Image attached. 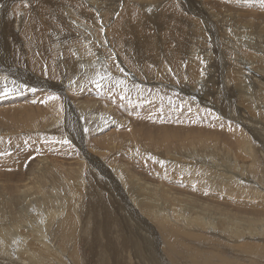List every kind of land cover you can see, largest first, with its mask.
Instances as JSON below:
<instances>
[{"label": "rangeland", "instance_id": "obj_1", "mask_svg": "<svg viewBox=\"0 0 264 264\" xmlns=\"http://www.w3.org/2000/svg\"><path fill=\"white\" fill-rule=\"evenodd\" d=\"M10 1L0 0V264L29 253L41 264H264V76L253 93L249 69L264 73V0H115L151 17L136 69L98 39L110 0ZM28 16L45 20L50 52L19 36ZM157 47L179 55L177 70L158 71ZM99 49L108 70L94 63ZM55 57L77 62L51 71ZM182 122L193 129L176 139Z\"/></svg>", "mask_w": 264, "mask_h": 264}, {"label": "bare ground", "instance_id": "obj_2", "mask_svg": "<svg viewBox=\"0 0 264 264\" xmlns=\"http://www.w3.org/2000/svg\"><path fill=\"white\" fill-rule=\"evenodd\" d=\"M14 1H17V0H11L10 1V3L9 4H12ZM122 1V0H121ZM159 1H161V0H159ZM176 1V0H175ZM188 1V0H187ZM39 2V0H32V1H30V3H31V5L32 6H34L33 5V3H38ZM60 2V1H59ZM79 2H83V1H79ZM120 1H109V2H107L108 3V5H110V6H108L107 5V3H106V6L105 7H99L98 9H100V8H103V9H105V10H103L102 12H97V14H99V15H105V16H103V17H105V19L106 18H108L107 16L108 15H113V17H109L108 19H106L107 20V22H102L101 24H102V27H104V29H103V31H104V33H103V35H100V37H98V39H100L101 40V42L103 43V44H105V45H112V47H113V50H114V53H115V57H117V65H119V67H126V66H128L129 64V62L131 63V65L130 66H132L133 68H137V66H136V62L138 61V59H139V51H142L143 50V47H144V45H145V43H144V40H143V37L142 36H146V35H144V33H145V30L143 29V25L145 24V23H147V22H150V19H149V21H148V18H151L150 16H146L145 14L143 15V13L142 12H138L135 8H133L132 10H129V5L128 6H126V4L124 3V1H123V3H122V6H120V4H118ZM167 2V1H166ZM165 2V3H166ZM16 3V2H15ZM163 3V2H162ZM170 3H171V1H170ZM193 3V2H192ZM39 5H40V3H38ZM194 4V3H193ZM196 4V3H195ZM194 4V5H195ZM160 5V4H159ZM175 5H177V3L175 4ZM175 5L174 4H169V1L167 2V7H166V11L168 12V16H169V13L171 12V13H173L172 15V17L171 16H169V17H171V18H169V17H167V15L163 12V11H165L163 8V5H162V9H163V13L165 14V17L166 18H169V20L171 19V20H173V21H178L179 19H178V17H176V15L178 16L179 14H176V11L174 10L175 9ZM191 5V4H190ZM132 6V5H131ZM195 7V6H194ZM2 8V7H1ZM8 8V7H7ZM176 8H178V7H176ZM10 9H11V7H10ZM37 9H39L38 7H37ZM43 9V8H42ZM83 9L84 10H86L87 9V6H83ZM110 9L111 10H114V11H110ZM156 9H157V6H156ZM161 8H160V11H158V13L159 14H161L160 12H161V10H162ZM189 9V8H188ZM194 9H196V8H194ZM5 10V9H4ZM12 10V12H16V11H13V8L11 9ZM15 10H17V9H15ZM180 10V9H179ZM183 10V9H182ZM19 11V10H18ZM165 11V12H166ZM184 11V10H183ZM4 12H6V11H4ZM23 12V11H22ZM38 12H40V14L41 15H43V11L41 10V8H40V10L38 11ZM105 12V13H104ZM1 13V12H0ZM24 13V12H23ZM146 13V12H145ZM158 13H157V15H158ZM162 13V14H163ZM5 14V13H4ZM27 14V13H26ZM29 14V13H28ZM162 14H161V17H162ZM6 15V14H5ZM21 15V14H20ZM256 14H254L253 16H255ZM39 16V15H38ZM156 16V15H155ZM164 16V15H163ZM30 17H32V16H28V18H26L25 20H21L20 22H19V25H16V27H15V29H16V31L18 32V34H19V36L23 39V40H25V39H27V40H32L34 43L36 42L37 44H39V45H43V48H44V52H50L51 51V48L48 46V44H47V39H46V29L44 28V27H40L39 25H40V23L41 22H43V21H45V20H43V19H40L41 17H39V19L41 20V22L39 23V20H32ZM96 17V16H95ZM182 17V16H181ZM181 17H179V18H181ZM184 17V16H183ZM261 17V19H259L258 18V15H257V18H258V20H263L264 21V17L263 16H260ZM2 18H4L1 14H0V21L2 20ZM102 18V17H101ZM156 18H158V16L156 17ZM163 18V17H162ZM162 18H160V15H159V19H158V23H157V25H158V29H161V30H163L164 28H163V24H161V23H163L164 21H166L167 23L169 22V21H167L168 19H166V20H161ZM35 19V18H34ZM37 19V18H36ZM104 19V20H105ZM183 19H185V18H183ZM254 19H255V17H254ZM17 20V19H16ZM181 20V19H180ZM179 20V21H180ZM255 20H257V19H255ZM97 21V20H96ZM102 21V20H101ZM154 21H155V19H154ZM16 22V21H15ZM161 22V23H160ZM180 22H182V21H180ZM96 23H98V22H96ZM155 23H156V21H155ZM170 23V22H169ZM183 23V22H182ZM17 24V23H16ZM165 24V23H164ZM171 24V23H170ZM176 25L174 26L175 28L177 27V23H175ZM181 24V23H180ZM182 25V24H181ZM171 26V25H170ZM183 26V25H182ZM32 27H36V29H32ZM100 27H101V25H100ZM172 27H173V25H172ZM180 27V26H179ZM98 28H99V25H98ZM178 29V28H177ZM176 29V30H177ZM178 30H180V29H178ZM177 30V31H178ZM174 31H175V29H174ZM185 30H183V32H184ZM158 32V31H157ZM179 32V31H178ZM181 33V32H180ZM100 33L98 32L97 33V35H99ZM158 34V33H157ZM164 34V33H163ZM162 37H161V36ZM159 36L161 37V38H163L164 37V35H162V34H159ZM103 37V38H102ZM26 41V40H25ZM89 43V45H90V49L89 50H92V51H96L95 49H96V45H95V47H94V45H92L90 42H88ZM86 46V45H85ZM85 46L83 45V46H81L80 44H79V47H80V50H81V52H83L85 55H86V57H88V55L90 54V55H92V53H91V51L89 52L86 48H85ZM97 46H98V44H97ZM87 47V46H86ZM94 47V48H93ZM152 47H154L153 45H152ZM46 48H48V50H46ZM98 48H101L100 46H98ZM117 48H118V50H117ZM179 48L180 49H184V50H187L186 48H185V46H184V44H179ZM156 51H157V69H158V71H161L162 70V67H163V65H164V63H166V62H169L170 63V66H171V69L172 70H177V67H178V61H179V59H180V57H179V55H176V54H172V55H170L169 57L168 56H166L163 52H162V49H161V47H157L156 48ZM123 52V53H122ZM96 56H97V58H98V61L97 62H94L95 64H96V66H98V67H100V68H102V69H106V70H108L109 69V67L112 65L111 64V62H112V60L111 59H108V58H105L102 54H101V52H100V49L98 50V52H95L94 53ZM240 54V53H239ZM123 55V56H122ZM255 55H257V56H255ZM29 56H33V54L32 53H29ZM130 56H134L135 58H134V60H131V61H128L127 60V58L128 57H130ZM93 57V56H92ZM96 58V57H95ZM253 58H257V62L260 60V51H255L252 55H251V57L249 58L250 59V61H251V59H253ZM73 62H77V60H75V59H72V60H67V59H63L62 61H60V60H58L56 57L55 58H53V59H51L50 61H49V66H50V69H51V71H53V69L55 68V66H57V65H60V64H62V65H67V67H68V69L69 70H72L73 69ZM252 62V61H251ZM255 63V61L253 60V62L250 64V62H243L242 63V65H247V64H250V65H252V64H254ZM39 66V63H36L35 64V70L36 71H39L40 70V68L38 67ZM249 69H251L252 70V74H251V77H252V80L250 81L251 83H252V85H253V93L255 92V82L256 81H254V78L255 77H257V79H259L260 81H263V76H264V73H262V74H260L261 76H259V75H257L256 73V70H254V68L252 67V66H250L249 67ZM190 72L193 74V75H195V73H196V70L195 69H191L190 70ZM52 75V77H54V78H56L57 77V74L56 73H52L51 74ZM243 75H245V74H243ZM131 77V79L132 80H134L135 79V77H133V76H130ZM198 78V77H197ZM127 79V78H126ZM138 79V78H137ZM151 79V78H150ZM131 80V81H132ZM199 82H202V81H199ZM251 83H247L246 85H245V87H244V89H245V91H246V93H247V95H249L248 94V86L249 85H251ZM146 84L147 85H150L151 83H149V82H146ZM152 84H156V82L155 81H153V83ZM190 88H192V87H190ZM198 89H193L192 88V90H187V93L188 94H192L193 92L197 95V96H199L198 95V91H197ZM193 93V94H194ZM200 93V92H199ZM250 96V95H249ZM5 99V98H4ZM8 99V98H7ZM206 99H207V97H206ZM3 100V99H2ZM10 100V99H9ZM6 102V101H5ZM204 102V104L205 105H208V102H207V100H205V101H203ZM253 102L254 103H256V98H255V96H253ZM203 104V105H204ZM25 110V109H24ZM23 111V109H19L18 110V112H22ZM5 115V114H4ZM25 115H28L29 117H33L32 115H31V113L30 112H27ZM37 117H39V116H37ZM6 120L7 121H14V120H16V118H14V117H12V116H7L6 115ZM44 120H46V118L44 119ZM182 124V126L181 127H179V128H175L173 131H171V133L170 134H172V135H174V138H176V139H178V138H181L182 137V135L184 134H189L190 133V131L193 129V128H191L190 126V124H188V123H184V122H182L181 123ZM22 126H24V124H22ZM183 130H185L186 131V133H184L183 132ZM160 131V133H162L163 134V132H161V129H156V128H154L153 130H152V132H159ZM145 132V133H144ZM144 132H142V134H143V136L145 137V135H147L149 132H151V131H146V130H144ZM194 133V132H193ZM198 134V133H197ZM166 135V134H165ZM196 135V134H195ZM130 136H131V139H133V140H136V136H135V134H130ZM168 136V135H167ZM187 136V135H186ZM190 136V135H189ZM162 137V136H161ZM193 137V139H194V136H192ZM146 138V137H145ZM169 138V137H168ZM147 139V138H146ZM161 139V138H160ZM166 139V138H165ZM164 139V140H165ZM183 139V138H182ZM184 139H185V137H184ZM201 139V138H200ZM203 139V138H202ZM167 140V139H166ZM186 140V139H185ZM150 141H151V139H147L146 141H145V143L144 144H142V145H150ZM189 141H191V140H189ZM193 141V140H192ZM166 142V141H165ZM180 142V141H179ZM204 142V141H203ZM153 143V142H152ZM160 143V142H159ZM182 143V142H181ZM163 145V144H162ZM172 145H178V146H181V145H179V144H176V143H174V141L172 142L171 140H170V143H169V145L168 146H172ZM161 146V145H160ZM248 183V184H247ZM244 184H247V185H249L252 189H255V186L254 185H256V186H259L258 185V183H253L251 180H243V182H242V185H244ZM256 191H255V193H257V195H259V198H262L261 196H264V193H262V191L260 192V191H258L257 189H255ZM264 199V198H263ZM126 213H128V214H130V212L129 211H127ZM264 213V212H263ZM67 221V220H66ZM67 223H68V221H67ZM163 226V228L165 229V226L164 225H162ZM168 228V227H167ZM166 231H168L169 233H170V236H171V234H174V232H175V230L173 229V228H170V229H165ZM70 232H71V229L70 228H68L67 227V225H66V223H64V225L62 226V229H61V233L64 235V237L66 238V239H68L69 237H70ZM169 239V238H168ZM24 242V241H23ZM177 245V243H172V245H171V247L173 248V250L175 249V246ZM259 246V245H258ZM178 247V246H177ZM255 247V246H254ZM25 249V248H24ZM169 249H170V247H169ZM179 249H180V247H179ZM191 249V248H190ZM254 249V248H253ZM22 248L20 247V249H18L17 251H19V253H20V251L22 252ZM26 250H29L28 248L26 249ZM175 251V250H174ZM25 252V251H24ZM18 253V254H19ZM28 253H29V251H28ZM36 254V253H35ZM29 255H31L32 257L30 258V260L28 261V262H25V264H41L42 263V261H41V259H40V255L38 254V256H34L33 254H30L29 253ZM26 256V255H25ZM34 256V257H33ZM198 256V255H197ZM16 257H17V255H16ZM28 257V256H27ZM24 258V257H23ZM43 258V257H42ZM28 259V258H27ZM36 259V260H35ZM175 263V262H174ZM206 263V262H205ZM204 263V264H205ZM16 264V263H15ZM18 264H21V263H18ZM49 264H53V263H49ZM66 264H71L70 262L69 263H66ZM102 264H172L171 262H169V261H164V260H158V261H148V262H144V261H139V262H134V263H131V262H123V263H119V262H117V261H114V262H112V263H107V262H102Z\"/></svg>", "mask_w": 264, "mask_h": 264}]
</instances>
